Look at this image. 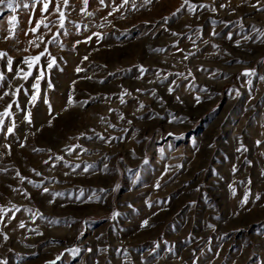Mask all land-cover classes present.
<instances>
[{
  "label": "rangeland",
  "instance_id": "1",
  "mask_svg": "<svg viewBox=\"0 0 264 264\" xmlns=\"http://www.w3.org/2000/svg\"><path fill=\"white\" fill-rule=\"evenodd\" d=\"M13 6L0 94L23 87L0 102L15 122L0 133V261L264 264V0ZM41 19L51 30L33 34Z\"/></svg>",
  "mask_w": 264,
  "mask_h": 264
},
{
  "label": "snow or ice",
  "instance_id": "2",
  "mask_svg": "<svg viewBox=\"0 0 264 264\" xmlns=\"http://www.w3.org/2000/svg\"><path fill=\"white\" fill-rule=\"evenodd\" d=\"M5 2H6V0H0V5L5 4ZM35 2L37 4H42L41 11L44 13H47L49 11V7H50V4L52 3V0H35ZM62 2H63L64 6H67L69 4V0H62ZM99 2L101 5L105 4V0H99ZM147 2H151V0H147ZM88 3H89V0H83V4L85 6H87ZM128 3H129V0H123V4H128ZM184 3L188 4L189 0H184ZM122 6L123 5H121L120 7H122ZM7 7L12 9V11L16 10L15 7L13 6V0H7ZM24 7H28V5L25 4ZM105 7H107V5H105ZM195 7H196L195 5L190 6L192 11H195ZM202 7H207V6H202ZM116 10H119V7ZM82 11H84V9H82ZM55 12L58 13V15H59V28L64 29L66 16H65V12L61 10L60 3H57L55 5ZM109 14L111 15V13H109ZM87 15H92V13H87ZM16 20H17V18L15 16H12L10 19V23L15 24ZM41 25H43L44 28L49 29V31L51 30L49 23H45L44 20L41 19L37 22L36 27L31 28L30 31L33 34H35L40 29ZM65 34H67V33L65 32ZM58 35H59V33H55L52 37V40H50L48 42L51 43V42L55 41L56 37ZM95 35H99V34H95ZM8 38H15V37H14V35L11 37H8V36L5 37V39H8ZM38 39H40L41 43L44 42L43 36L38 37ZM30 44H35L36 47H39V44H36L35 41H30ZM44 55H45V53L42 52V53L35 55V56L25 57L23 59L22 63L27 65L28 71H25L23 68H20L19 73H17L19 78L21 80L27 81L32 76V69L40 64L41 57ZM6 56H7V53L0 52V57H6ZM85 59H87V57H85ZM55 64H56V60L53 57L52 59H50L47 62V68L51 69ZM7 70L9 72L13 71L12 60L10 58L7 60ZM79 70L80 69H77V71H79ZM253 74H254L253 72H245L244 73V75H248V76H251ZM45 75H46V70L43 67L39 68L38 76L35 79V83L32 85V87L35 89V92H36V94H33L31 97V100L33 102H35L37 100V95L39 94V91H40V81L45 79ZM5 79H6V77H5L4 72L0 71V81H4ZM261 79H264V77H261ZM22 87H23V85L16 87L15 90L11 93H9L8 91H4L2 94H0V102H3L5 97L15 96V95L19 94ZM49 87H51V84H49ZM197 99H199V98H197ZM121 102H123V100ZM12 106H13L12 103H8L5 105L4 111L0 112V133H3L6 131V133L10 135L14 132V129H15L14 120L12 121V125L10 127H7L6 129L4 127L5 119L8 117H11L13 115V113L11 111ZM26 119L29 123H31V113L30 112L27 114ZM113 127H115V126L113 125ZM259 143H260V141H257V144H259ZM7 147H10V146H7ZM59 159L62 160L63 157H60ZM45 163H47V161H45ZM87 170H88L87 168L84 169V171H87ZM33 171H35V170H33ZM37 175H40V174L37 173ZM44 191L47 192L48 189L45 188ZM258 198L259 197H257V199ZM244 202H247V196H245ZM13 207H15V206H13ZM0 211H4V210L0 209ZM14 218H15L14 216L11 217V219H14ZM0 222H2V221H0ZM144 224L146 225L147 221H144ZM19 226L21 228H23L25 225L23 223H21ZM3 238L5 240L8 239V237L6 235H4ZM0 264H7V262L6 261H0Z\"/></svg>",
  "mask_w": 264,
  "mask_h": 264
}]
</instances>
